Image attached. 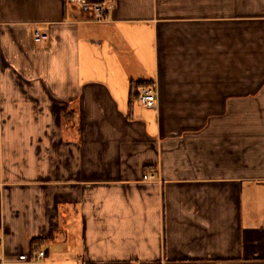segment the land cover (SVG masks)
Returning a JSON list of instances; mask_svg holds the SVG:
<instances>
[{
    "label": "crops",
    "instance_id": "1",
    "mask_svg": "<svg viewBox=\"0 0 264 264\" xmlns=\"http://www.w3.org/2000/svg\"><path fill=\"white\" fill-rule=\"evenodd\" d=\"M99 2L0 0V264H264V0Z\"/></svg>",
    "mask_w": 264,
    "mask_h": 264
},
{
    "label": "built area",
    "instance_id": "2",
    "mask_svg": "<svg viewBox=\"0 0 264 264\" xmlns=\"http://www.w3.org/2000/svg\"><path fill=\"white\" fill-rule=\"evenodd\" d=\"M73 5L79 6L82 10L92 12L98 20H103L106 16V13L108 12V4L102 3L99 1H88V0H69ZM37 39L39 41L46 40L49 38V35L47 33H44L40 30H37L36 32ZM140 99L142 103L146 107H154L156 103V94L154 90L150 87H144L141 90V96ZM151 176L149 174H146L144 176V179L149 180ZM48 256L47 250H40L34 255H28V254H22L19 256L20 260L23 261H42ZM2 256H0V259Z\"/></svg>",
    "mask_w": 264,
    "mask_h": 264
},
{
    "label": "trees",
    "instance_id": "3",
    "mask_svg": "<svg viewBox=\"0 0 264 264\" xmlns=\"http://www.w3.org/2000/svg\"><path fill=\"white\" fill-rule=\"evenodd\" d=\"M88 1H100V0H88Z\"/></svg>",
    "mask_w": 264,
    "mask_h": 264
}]
</instances>
